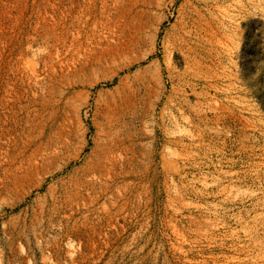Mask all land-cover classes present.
<instances>
[{
  "label": "rangeland",
  "instance_id": "1",
  "mask_svg": "<svg viewBox=\"0 0 264 264\" xmlns=\"http://www.w3.org/2000/svg\"><path fill=\"white\" fill-rule=\"evenodd\" d=\"M0 264H264V0H0Z\"/></svg>",
  "mask_w": 264,
  "mask_h": 264
}]
</instances>
